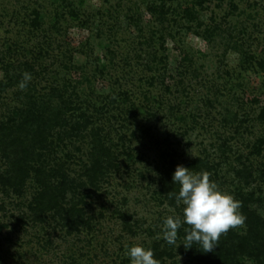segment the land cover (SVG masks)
<instances>
[{
    "label": "rangeland",
    "instance_id": "374dc122",
    "mask_svg": "<svg viewBox=\"0 0 264 264\" xmlns=\"http://www.w3.org/2000/svg\"><path fill=\"white\" fill-rule=\"evenodd\" d=\"M161 1L0 0V79L5 64L29 62L48 69L32 76L38 91L70 82L67 94L76 88L80 103L116 100L121 118L131 105L124 145L114 107L110 121L103 119L106 129L114 126L111 143L121 165L86 198L95 229L68 233L35 222L28 216L33 181L21 194L0 185V264H130L125 245L158 242L174 253L159 264H202L179 252L181 239L168 244L163 237L164 219L182 218L183 207L157 194L164 155L208 156L215 164L211 180L235 198L254 191L252 206L264 217L263 183L247 184L236 172L243 163L256 170L262 159L255 144L264 136V0H163L169 9L159 16L150 5ZM18 90L0 91V120L18 104ZM89 148L87 136L60 146L58 155L78 170ZM118 210L131 217L130 230Z\"/></svg>",
    "mask_w": 264,
    "mask_h": 264
},
{
    "label": "trees",
    "instance_id": "16d2710c",
    "mask_svg": "<svg viewBox=\"0 0 264 264\" xmlns=\"http://www.w3.org/2000/svg\"><path fill=\"white\" fill-rule=\"evenodd\" d=\"M165 9L169 7L163 0L159 5H150V10L159 16L164 15ZM186 11L191 15L190 8ZM35 22L34 26L40 27L39 13L35 15ZM260 66L264 69V61L260 62ZM4 72L5 78L0 79L1 92L18 86L24 72L31 73L37 79L46 76L48 69L29 62L18 66L7 63ZM69 83L64 87L53 85L47 91H38L36 82L31 80L24 90H18V104L12 107L6 121L0 120V159L5 161V166L0 170V185L4 192L11 189L21 194L27 183L33 181L35 193L28 204V216L35 222L53 223L68 233L79 234L84 230L93 231L97 225L95 216L88 213L86 198L99 191L103 182L117 173L121 165L120 153L111 143L114 126L109 125L106 129L105 120L110 121L107 115L114 107L113 118L123 119L120 140L124 145L127 138L123 130L130 124L128 114L131 105L123 109L126 114L121 111L124 114L122 118L121 113H117L121 108L109 96L100 106L94 103L90 105L88 101V105L84 101V106V102L80 103L76 98V88L72 90L73 94H67ZM259 117L264 120V109ZM148 131V128L143 129L144 133ZM87 136L90 138V148L86 157L80 160V169L71 171L66 162L60 161L59 147H66L67 143H81ZM126 148L127 145L123 149L125 154ZM77 150H82L79 145ZM130 150L131 146L127 151L129 156ZM255 152L262 158L257 169L253 168V164L243 163V167L236 168V172L247 184L260 181L264 185V136L255 144ZM65 155L69 156L68 153ZM178 165L194 172L207 171L210 176L215 170V164L208 156L178 161L174 156L164 155L159 167L160 187L157 194L170 200L174 206V194L178 193L179 185L173 183V174ZM236 199L242 204L241 211L246 217L244 225L223 234L213 251L204 252L198 244H193L191 248L184 247L185 229L189 226L183 224L177 233V240L181 239L179 252L202 264H246L247 259L255 264H264V217L252 206L255 192L243 193L241 190ZM117 213L123 219L124 228L130 230L131 217L122 210ZM160 246L158 242L151 248L159 262L164 255H174L173 250L169 251L166 247L160 249Z\"/></svg>",
    "mask_w": 264,
    "mask_h": 264
},
{
    "label": "clouds",
    "instance_id": "9594fccd",
    "mask_svg": "<svg viewBox=\"0 0 264 264\" xmlns=\"http://www.w3.org/2000/svg\"><path fill=\"white\" fill-rule=\"evenodd\" d=\"M31 79V73L24 72L19 89L24 90ZM173 183L179 185L178 193L174 194L176 203L183 207L182 218L173 214L163 221V237L168 244L176 242L178 229L186 224L189 228L185 229L184 247L198 244L204 252H211L223 234L244 225L246 217L241 202L211 180L207 171L194 172L178 165ZM125 256L130 264H159L154 251L142 244L125 245Z\"/></svg>",
    "mask_w": 264,
    "mask_h": 264
}]
</instances>
